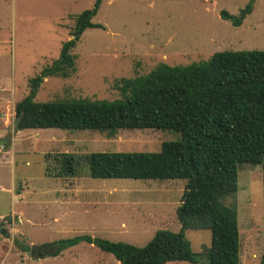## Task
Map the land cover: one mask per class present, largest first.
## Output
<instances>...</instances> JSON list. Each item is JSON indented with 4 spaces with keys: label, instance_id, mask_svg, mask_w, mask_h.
I'll use <instances>...</instances> for the list:
<instances>
[{
    "label": "rangeland",
    "instance_id": "obj_1",
    "mask_svg": "<svg viewBox=\"0 0 264 264\" xmlns=\"http://www.w3.org/2000/svg\"><path fill=\"white\" fill-rule=\"evenodd\" d=\"M249 0H101L88 28L71 50L75 70L66 78L46 77L38 102L119 97L115 82L142 75L158 63L184 65L224 50H264V0L241 25L220 17L235 15ZM94 0H0V264H122L108 252L81 242L56 256L57 240L78 235L144 246L158 230H180L176 208L183 179L92 178L82 162L77 199L54 176V155L96 151L156 152L180 134L170 130L122 129L113 135L93 130L15 129V105L29 90V79L58 58L71 38L75 18ZM68 178V179H65ZM235 204L240 264H258L264 252V186L259 165H237ZM62 194L66 204H57ZM76 202V204H75ZM195 253L211 241L207 229L185 230ZM19 245L30 246L23 251ZM46 247L43 256L33 251ZM35 249V248H34ZM33 254H32V253ZM29 254V255H28ZM204 260V257H203ZM164 264H198L168 261Z\"/></svg>",
    "mask_w": 264,
    "mask_h": 264
},
{
    "label": "trees",
    "instance_id": "obj_2",
    "mask_svg": "<svg viewBox=\"0 0 264 264\" xmlns=\"http://www.w3.org/2000/svg\"><path fill=\"white\" fill-rule=\"evenodd\" d=\"M100 3L94 0L76 16L71 38L62 43L58 58L29 79L28 93L15 105L17 129L93 130L108 135L122 129L178 132L179 139L162 142L156 152L57 153L54 176L76 177L86 162L92 178L183 179L184 192L176 208L180 230H158L144 246L78 235L53 242L47 254L56 256L86 242L122 264H240L237 209L225 200L238 189V164L259 165L264 186V50L217 51L184 65L158 63L145 74L117 80L119 97L112 100L35 101L46 77L73 73L76 57L71 50L81 34L88 28L104 29L92 21ZM253 3L249 0L235 15L222 10L220 17L239 26ZM187 229L210 231L205 252H193ZM258 264H264V252Z\"/></svg>",
    "mask_w": 264,
    "mask_h": 264
},
{
    "label": "crops",
    "instance_id": "obj_3",
    "mask_svg": "<svg viewBox=\"0 0 264 264\" xmlns=\"http://www.w3.org/2000/svg\"><path fill=\"white\" fill-rule=\"evenodd\" d=\"M69 178H71L70 179V182H68V185L69 186L67 187V183L65 182V183H60V187H61L62 190H65V189L69 190V193H70L69 195H71L73 193V198L77 199V201H78V198L79 197H77V195H76L77 194L76 192L79 189V187H78V184L79 183L76 181L77 180V177H69ZM65 179H68V178H65ZM61 197H62V194L57 198V202H58L57 204L59 206L61 204L70 203V202H67L64 198L61 200ZM75 204H76V202H75ZM39 247H41V246H35L34 248H39ZM42 253H44V252H41V254ZM42 256H43V254H42Z\"/></svg>",
    "mask_w": 264,
    "mask_h": 264
},
{
    "label": "water",
    "instance_id": "obj_4",
    "mask_svg": "<svg viewBox=\"0 0 264 264\" xmlns=\"http://www.w3.org/2000/svg\"><path fill=\"white\" fill-rule=\"evenodd\" d=\"M18 121H19V119H17L16 121H15V129H17V127H18ZM11 137H12V132H8L4 137H2V138H0V146H6V145H8L10 142H11ZM2 225H1V222H0V228H1V230L3 231V228L1 227ZM33 252V251H32ZM31 252V253H32ZM33 254V253H32ZM42 254L41 253H39V256H41Z\"/></svg>",
    "mask_w": 264,
    "mask_h": 264
},
{
    "label": "flooded vegetation",
    "instance_id": "obj_5",
    "mask_svg": "<svg viewBox=\"0 0 264 264\" xmlns=\"http://www.w3.org/2000/svg\"><path fill=\"white\" fill-rule=\"evenodd\" d=\"M34 251H37V253L39 254V253H41V252L46 251V247L35 248V249H33V252H34Z\"/></svg>",
    "mask_w": 264,
    "mask_h": 264
}]
</instances>
